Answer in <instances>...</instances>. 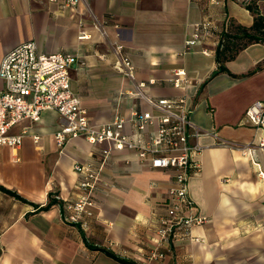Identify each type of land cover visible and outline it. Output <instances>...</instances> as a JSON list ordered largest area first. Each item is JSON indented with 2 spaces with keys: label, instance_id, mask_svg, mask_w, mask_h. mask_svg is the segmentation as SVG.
I'll return each mask as SVG.
<instances>
[{
  "label": "crops",
  "instance_id": "obj_1",
  "mask_svg": "<svg viewBox=\"0 0 264 264\" xmlns=\"http://www.w3.org/2000/svg\"><path fill=\"white\" fill-rule=\"evenodd\" d=\"M257 3L264 14V0ZM209 16L221 26L229 18L232 34L238 25L249 28L254 22V14L236 0L220 5L212 0H81L78 9L50 0H0V66L26 41H35L42 52L78 55L72 86L92 122L100 124L127 116L134 107L151 109L142 98L121 96L131 88L115 68L114 46L122 42L138 80L148 83L146 91L156 97L187 95L191 119L210 132L198 139L204 146L201 168L190 178L191 197L210 220L193 228L200 240L161 244L171 250L152 264H264V179L241 148L264 134V125L244 119L249 106L264 98V43H248L225 60L227 71L213 75L220 64L218 36L183 53L195 25ZM179 68L194 79L190 86L169 80ZM3 86L0 76V91ZM64 123L57 111L45 110L41 120L13 127V133L30 130L20 148L0 146V264H139L159 245L155 225L166 213L174 170L153 168L135 150H114L85 230L64 219L63 206L78 196L75 163L98 161L105 144L78 137L61 151L55 133ZM259 155L264 159V149Z\"/></svg>",
  "mask_w": 264,
  "mask_h": 264
},
{
  "label": "built area",
  "instance_id": "obj_2",
  "mask_svg": "<svg viewBox=\"0 0 264 264\" xmlns=\"http://www.w3.org/2000/svg\"><path fill=\"white\" fill-rule=\"evenodd\" d=\"M50 1L76 9L81 2ZM225 1L212 0L218 5ZM236 1L245 6L252 2ZM96 24L100 26L98 22ZM230 27L229 18L221 26L216 18L206 17L195 25L193 33L186 39L183 53L194 50L211 36H218L220 45L222 33L229 31ZM85 36L84 32L80 35ZM114 50L119 56L115 68L131 83L130 89L121 91V96L142 98L150 105V110L134 107L127 116L118 114L108 122L93 123L72 86L71 71L79 64V56L64 50L42 52L35 41H26L10 50L0 66V76L4 81L0 91V146L20 148L30 130L24 127L20 132L13 133V127L25 120H41L43 112L48 109L57 111L65 119L63 126L55 133L61 151L78 137H84L92 144H105L98 161L75 163V170L79 174L76 186L78 196L67 200L63 206L64 219L79 224L85 230L94 216L96 190L114 150L132 149L141 161L148 162L153 168L174 170L175 181L166 196V213L155 225L159 245L139 263L152 264L155 260L163 261L171 250H162L161 244L181 238L200 240L199 236H193V228L210 220L200 212L190 194V178L201 168L198 157L204 149L198 139L210 132L191 119L192 107L187 95L153 96L146 91L148 83L138 80L135 64L126 52L125 44L117 42ZM204 51L208 52L207 49ZM169 80L177 87H188L194 82L184 68L174 69ZM244 119L257 127L264 125V98L249 106ZM128 126L130 131L126 130ZM31 135L35 142L40 141L39 134ZM241 148L244 154L251 157L258 176L264 179V159L259 155V150L264 149V134L258 137L257 142Z\"/></svg>",
  "mask_w": 264,
  "mask_h": 264
},
{
  "label": "trees",
  "instance_id": "obj_3",
  "mask_svg": "<svg viewBox=\"0 0 264 264\" xmlns=\"http://www.w3.org/2000/svg\"><path fill=\"white\" fill-rule=\"evenodd\" d=\"M246 7L254 14V22L249 28L238 25L236 28L237 34L231 33L232 26L230 27L229 31L222 33V40L217 51V60L220 64L213 75L221 71H227L228 69L224 65L225 60L233 58L236 53L248 43H264V14L261 12L257 0H252L250 4L246 5ZM239 38H246L247 43L241 47H238L236 41ZM108 253L113 255L110 252Z\"/></svg>",
  "mask_w": 264,
  "mask_h": 264
},
{
  "label": "rangeland",
  "instance_id": "obj_4",
  "mask_svg": "<svg viewBox=\"0 0 264 264\" xmlns=\"http://www.w3.org/2000/svg\"><path fill=\"white\" fill-rule=\"evenodd\" d=\"M232 29V28H231ZM247 43V39L246 38H239L237 41H236V44L238 47H241L243 46L244 44Z\"/></svg>",
  "mask_w": 264,
  "mask_h": 264
}]
</instances>
